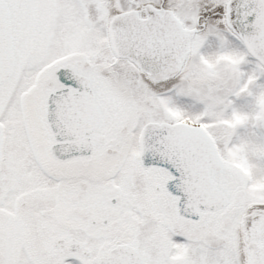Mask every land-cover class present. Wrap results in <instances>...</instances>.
Masks as SVG:
<instances>
[{"label": "snow or ice", "instance_id": "1", "mask_svg": "<svg viewBox=\"0 0 264 264\" xmlns=\"http://www.w3.org/2000/svg\"><path fill=\"white\" fill-rule=\"evenodd\" d=\"M0 264H264V0H0Z\"/></svg>", "mask_w": 264, "mask_h": 264}]
</instances>
